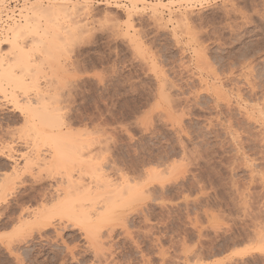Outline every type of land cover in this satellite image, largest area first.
Here are the masks:
<instances>
[{
  "label": "rangeland",
  "instance_id": "obj_1",
  "mask_svg": "<svg viewBox=\"0 0 264 264\" xmlns=\"http://www.w3.org/2000/svg\"><path fill=\"white\" fill-rule=\"evenodd\" d=\"M4 1L0 13L11 17L0 43L23 8H4ZM104 1L87 2L92 13L73 19L70 40L63 41L62 24L54 43L44 39L31 52L27 35V66H13L9 46L1 45L2 68L12 66L8 77L15 79L0 75V154L12 150L22 168L27 147L47 146L34 139L41 126H30L28 109L59 107L61 129L92 144L78 193L111 196L131 182L142 194L121 200L98 234L84 226L60 235L50 229L39 240L28 226L31 213L50 212L55 226L70 220L39 198L41 184L25 177L26 169L17 179L27 186L16 185L0 155V186L10 189L2 200L1 223L8 226L0 230V264H264L256 250L258 233L264 235V130L257 116L264 114V0H210L194 8L190 0H145L166 5L155 16L150 5H139L127 30L130 2ZM180 16L187 24H177ZM160 75L179 90L168 101L159 96ZM164 164L169 172L160 180L147 175ZM92 167L102 168L100 178ZM58 184L55 190L72 191ZM29 232L34 246L9 256L5 245Z\"/></svg>",
  "mask_w": 264,
  "mask_h": 264
},
{
  "label": "bare ground",
  "instance_id": "obj_2",
  "mask_svg": "<svg viewBox=\"0 0 264 264\" xmlns=\"http://www.w3.org/2000/svg\"><path fill=\"white\" fill-rule=\"evenodd\" d=\"M30 1H32V0H5L4 1V8H7L8 6L11 8H15V7H21L23 5L22 6L23 8H21L20 12H19V14H21V20L19 19L20 21L18 20L17 22H13L11 25L8 26L7 32H6L7 34L5 35L3 42L0 43V51H1V45L9 46L10 51L8 53L13 55V58H11V57H8V58H9V60L12 59L13 62L11 64H13V66H17L18 64H19V66H23V67L27 66V60H28L27 59L28 58L27 53L29 50H26V52H25V50L23 49V45L26 43L24 38H27L26 37L27 35L30 36L29 41H31V43H32V44H28V45H32V47H30L31 52L33 51L32 49L34 48V50H35L37 45L42 43L44 41V39L46 42L54 43L55 42L54 39L58 38L57 37L58 34H56V30L62 24L65 25L64 26L65 31L64 30L63 31L66 34V38H65V40H63L64 37L62 38V36H60V39H58V40L60 41L61 38L63 41L70 40L69 38L74 34V33H72V31H74V30H72L73 25L71 24L73 19L77 17L79 19L81 18L82 20H85L92 13V9L90 8L89 5H87V2L91 1L95 4H103L105 2L104 0H100V1L84 0L83 1L84 3L83 2L79 3L78 0H75V1H72V0H59V1H57V0L56 1L41 0L42 2H47L44 4V3H41L40 0H35V1L31 2L29 4V6H26L27 5L26 3L30 2ZM128 1L130 2L129 6H127L124 9L125 19H126L124 23L126 26L125 27L126 30H127V26H128V28L133 29V25H132L133 18L135 15H137V13H139V10H140L139 5H143V4L150 5L152 10H153L154 16L157 14L156 11H157L158 7H160V6L163 7L164 5H166V3H162L160 1H158V2H149V1H145V0H128ZM209 1L210 0H190L189 3L194 8V7L205 6L206 4H208ZM186 2H188V1H186ZM170 3H174V2L171 1ZM16 15L17 14H14L15 19L17 17ZM8 17H11L10 14H5L4 12L0 13V30L5 25V23L7 22L6 18H8ZM154 18L158 19L156 17H154ZM175 21L177 22L178 25L179 24H181V25L187 24V19L185 16H180V17H178V19L176 18ZM157 22H160V21L158 20ZM57 32H58V30H57ZM73 36H72V38H73ZM45 41L43 42V44L45 43ZM37 49L38 48H36V50ZM4 60L5 59L3 57H1V55H0V75L3 76L5 73H8V75H7V77H8L10 75L9 73H10L11 69H13V68H12V66H8L6 69H3L2 67H3V61ZM11 78H14V77L10 76V78L8 77L6 80H8V82H9V81H11ZM1 79H2V77H1ZM158 80L161 81V87L159 90V96L161 98L168 101L169 100L168 99L169 94L175 93V95H177L176 93L179 91L178 88L176 89V86H174L173 83L169 82L165 77H163V75L158 76ZM5 81H3V82H5ZM3 92H5V91H3ZM215 92H216V97L218 100L224 99V94L221 92V90H219V87L218 88L215 87ZM28 110H30L32 112V118H31V116H30V118L32 119L31 121H33V123H31L30 126H32V127H36L37 125L41 126L40 130L38 128L36 129V135L37 136L34 139L36 141H37V139H38V141L41 140L42 141L41 143H45L44 145H41L42 148L46 144H47V146H45L44 149H40V147L38 148V146L36 145L35 147H37V149H40V150H36V148H34L35 150H31V149H28V147H27V149H26L27 151L23 152L24 153V154L22 153L23 155L21 154V159H23L22 162H24V163L21 162L23 164L22 168L27 170L26 176L25 175L24 176L27 177L29 180L38 181L41 184L40 190L38 192L39 198L43 201L44 200L45 201L51 200L52 202H55V203H53V207H56V209H58L57 214H62L70 220V221L65 220V223H63V224L59 223L55 226V224L53 225V223L51 221L52 216L49 214L50 212L47 214V213H45V211L43 209L44 213L43 212H36L33 214L29 213L30 215L27 216V219H29L28 220L29 228L31 229V227L33 226L34 227L33 229L37 230L36 233L38 234L39 240L42 239V234L45 233V231L50 230V229H53L54 233H56L57 235H60V232L66 231L67 229L68 230H74L75 229L77 231L78 230L82 231L81 227L84 226L85 229H83V232L89 231V233L94 232V233L98 234L99 230L101 228V225L103 224L102 222H105L106 220H108L110 218V216H113L112 215L113 211H115L114 209L117 206L121 205V204H119L120 202H122L121 200H124V202L126 201L127 204H129L132 201H134L135 199H137L138 196H140L142 194L141 193L142 191L140 192L139 190H137L133 186H130L129 185L131 183L130 182V183L125 184V186H123L122 189L118 193H116L115 191L114 192L109 191L112 193V194L108 193L111 196H108V195L106 196L105 194L104 195H99V194H93L92 195L91 192H90L91 194L90 193H88V194L87 193L86 194L78 193L77 188L81 184V182H79L80 183L79 184L77 179L80 178L79 175L81 173V168L83 165V163H82L84 160L83 158H85L90 153V151L92 149L91 148L92 144L87 139L79 138L80 136H78V135L75 136L74 134H72V131L69 127H68L69 129L67 128L65 131L61 129L59 123L57 122L58 118H59V112H61L59 107L58 108H54V107L51 108V107H47L45 105H42V106L36 107V108H29ZM256 110H257V108H256ZM259 113L260 114H257V116L259 118L258 117L257 118H258V121L259 120L261 121V122L260 121L259 122L263 126L262 130H264L263 129L264 128V114L261 113V110H259ZM25 116H27V115H25ZM61 117H62V115H61ZM26 119H29V118L27 117ZM35 121H38L37 124H34ZM45 128H47V129H45ZM27 145H30V144L27 143L26 145H24L25 148ZM10 147H11V145H10ZM31 148H32V146H31ZM181 149H182V147H181ZM182 152H184V151H182ZM0 155H2L1 157H3L2 163L4 162L3 164H4L5 168H9V172L11 173L10 175L11 176L14 175V177L16 176L15 178L17 179V176H18L17 172L19 171L18 169L19 168L22 169L21 167H19L20 166V164H19L20 156H19V158L15 157V154L12 150H8L6 152L2 151V153ZM0 163H1V161H0ZM98 170L101 171L102 168L96 169V167H92V171L94 172V174L97 173ZM24 172H26V171H24ZM148 172H147V175L151 176L152 179L154 178L155 180H157L159 178L158 180H160L161 174L166 175L169 172V165L164 164L162 166V169L159 172H156L153 169L149 170ZM261 173H263V172H261ZM22 174H21V176H22ZM93 176L97 177V178L99 177L96 174ZM3 177H5V176H3ZM14 177L12 179H14ZM7 178H9V177H7ZM9 179L12 180L11 178H9ZM19 179H20V175L16 181H18ZM152 179H151V181L153 182L154 179L153 180ZM10 180H7L5 182H8ZM80 180H81V178L79 179V181ZM89 180H90V182H89L90 184L94 183V180L92 177ZM5 182H2V184H4ZM12 182H15V179ZM18 182H16V185L20 184L22 186L23 185L27 186V183H28V182L26 183L25 178L24 179L21 178V181L19 180ZM152 182H151V184H152ZM161 182H163V179L161 180ZM58 183L66 184V186L67 187L69 186V188H71L70 190H72V191L68 190L69 192L67 191L68 193L67 192L65 193V191H66L65 190L64 194H63L62 191L59 192L60 190H55L54 187ZM76 183H78V185ZM75 185H76V187H75ZM3 186H4V188L0 186V230L3 228H6L8 226L7 223H3V224L1 223V217L3 216L2 208H4L2 206V203L4 201L5 196L8 194L7 192H9L10 189H9V187L7 188V186H6V189L9 190L6 192L5 185H3ZM10 187H12V186H10ZM72 188H74V189H72ZM64 189H65V186L63 187L62 190H64ZM79 189H80V187H79ZM75 190H77V192ZM97 199H102L105 201H102V203L96 202ZM123 209H124V207H123ZM26 211H28V210H26ZM31 212H34V211H31ZM138 212H140V211H138ZM140 213H142V212H140ZM21 214H22V211H21ZM53 217H55V216H53ZM55 219H56V217H55ZM21 228H22V226H20V227L18 226L17 231H15V232L18 233V230H21ZM14 230L15 229H13V231ZM29 231H31V230H29ZM31 232L25 234L26 236L21 235L22 236L21 239L19 238L15 241L12 240V241L8 242L6 245L4 244L6 252L8 253L9 256L13 257L14 259H17L20 256V254L18 255V252H20L19 251L20 246H22V248L24 250H26V249L28 250L34 246L33 237L31 235ZM58 232H59V234H58ZM21 233H23V232H21ZM87 233L88 232H86V234ZM261 233L262 232H259L258 233L259 235L256 234V235H258L256 250L264 253V235H263V233L262 234ZM9 239H11V237ZM15 239H16V237H15ZM0 246H1V242H0ZM71 246H72V244H71ZM75 248H76V246H75ZM75 262H77V260H75ZM90 263L92 264L91 261H90ZM97 264H101V263L97 262ZM194 264H200V263H198L196 261Z\"/></svg>",
  "mask_w": 264,
  "mask_h": 264
},
{
  "label": "built area",
  "instance_id": "obj_3",
  "mask_svg": "<svg viewBox=\"0 0 264 264\" xmlns=\"http://www.w3.org/2000/svg\"><path fill=\"white\" fill-rule=\"evenodd\" d=\"M94 1H100V0H94Z\"/></svg>",
  "mask_w": 264,
  "mask_h": 264
}]
</instances>
